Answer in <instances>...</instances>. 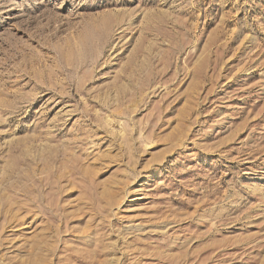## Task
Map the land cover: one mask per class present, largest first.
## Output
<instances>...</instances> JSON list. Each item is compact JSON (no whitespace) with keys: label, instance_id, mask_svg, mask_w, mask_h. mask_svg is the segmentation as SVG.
<instances>
[{"label":"rangeland","instance_id":"obj_1","mask_svg":"<svg viewBox=\"0 0 264 264\" xmlns=\"http://www.w3.org/2000/svg\"><path fill=\"white\" fill-rule=\"evenodd\" d=\"M106 250L264 264V0H0V264Z\"/></svg>","mask_w":264,"mask_h":264},{"label":"bare ground","instance_id":"obj_2","mask_svg":"<svg viewBox=\"0 0 264 264\" xmlns=\"http://www.w3.org/2000/svg\"><path fill=\"white\" fill-rule=\"evenodd\" d=\"M105 254V253H104ZM111 257H112V253H110L109 251H107L106 250V255H105V260H104V262L106 263V264H108V263H110V259H111Z\"/></svg>","mask_w":264,"mask_h":264}]
</instances>
